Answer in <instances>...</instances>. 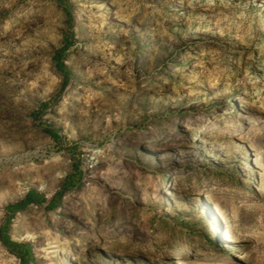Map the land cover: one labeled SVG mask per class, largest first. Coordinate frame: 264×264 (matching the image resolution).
<instances>
[{
	"label": "rangeland",
	"instance_id": "obj_1",
	"mask_svg": "<svg viewBox=\"0 0 264 264\" xmlns=\"http://www.w3.org/2000/svg\"><path fill=\"white\" fill-rule=\"evenodd\" d=\"M178 261L264 264V0H0V264Z\"/></svg>",
	"mask_w": 264,
	"mask_h": 264
},
{
	"label": "bare ground",
	"instance_id": "obj_2",
	"mask_svg": "<svg viewBox=\"0 0 264 264\" xmlns=\"http://www.w3.org/2000/svg\"><path fill=\"white\" fill-rule=\"evenodd\" d=\"M236 101V100H235ZM225 126V125H224ZM250 130H252V128L251 129H249V131ZM206 187V186H205ZM213 187H211V189H212ZM209 197H208V194L206 193V194H204L203 195V200H206V199H208ZM208 211V210H207ZM213 237H216L217 236V234H216V231L214 230V233H213V235H212ZM65 248H67V245L65 244V243H63V245H58V247H56V251H57V253H58V255H62V253L63 252H61L60 250H62V249H65ZM184 248V247H183ZM185 249V248H184ZM55 250V249H54ZM180 262L178 261L177 262V264H179Z\"/></svg>",
	"mask_w": 264,
	"mask_h": 264
},
{
	"label": "crops",
	"instance_id": "obj_3",
	"mask_svg": "<svg viewBox=\"0 0 264 264\" xmlns=\"http://www.w3.org/2000/svg\"><path fill=\"white\" fill-rule=\"evenodd\" d=\"M29 199V198H28ZM27 201V200H26ZM56 202V199H54L53 201H52V204H54Z\"/></svg>",
	"mask_w": 264,
	"mask_h": 264
}]
</instances>
